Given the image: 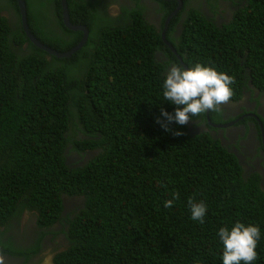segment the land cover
Instances as JSON below:
<instances>
[{"label": "trees", "instance_id": "16d2710c", "mask_svg": "<svg viewBox=\"0 0 264 264\" xmlns=\"http://www.w3.org/2000/svg\"><path fill=\"white\" fill-rule=\"evenodd\" d=\"M153 1L159 6L132 0L112 16L97 0H65L69 22L87 36L55 57L25 36L15 0H0V226L24 211L34 221L30 244L0 242V253L24 264L42 257L44 237L61 235L52 264H223L217 233L240 222L260 228L252 264H264L263 172H244L205 113L191 118L204 131L161 115L177 107L163 97L173 65L234 77L232 101L247 83L264 91V0H208L229 3L220 23L180 8L164 32L175 53L160 32L177 2ZM24 3L42 44L64 52L81 39L62 23L59 0ZM190 199L207 205L203 223L191 218Z\"/></svg>", "mask_w": 264, "mask_h": 264}, {"label": "clouds", "instance_id": "9594fccd", "mask_svg": "<svg viewBox=\"0 0 264 264\" xmlns=\"http://www.w3.org/2000/svg\"><path fill=\"white\" fill-rule=\"evenodd\" d=\"M200 1L202 5L199 1L193 4L191 0H188L187 9L184 11H187L189 8L195 9L198 5H201V10H195L206 17L213 18L217 23L229 20L232 13L229 3L222 2L215 5L208 0ZM154 3L158 6V3ZM183 5L181 3L180 8H182V10ZM223 9L225 10V15L221 17V11ZM178 25L180 29V24ZM179 29H175L177 31L176 37L180 34ZM172 35H174L173 30ZM175 38L174 43L177 41ZM165 42L167 41L165 40ZM168 44L171 48L173 47L170 43ZM173 48L175 49V47ZM174 49L173 51L170 50L175 53ZM177 53L178 54H175L177 60L181 61L182 55L179 52ZM184 65L182 64L183 68L179 65H173L167 72L163 83V97L165 101L177 106L174 114L161 109V115L166 118L168 123L174 121L181 126L186 125L193 116H201L208 111H218L221 105L229 103L234 95L231 85L235 83L234 77L224 72H218L214 67H205L201 64H196L192 68L184 69ZM248 86L249 90L255 91L249 83H247L246 88H248ZM257 91L258 90L255 91L256 93L253 99L259 104V110L264 112V91H258V93ZM252 95L253 94H251V96ZM181 105L183 106L182 108L179 107ZM253 117L255 116L253 115ZM157 123H160L166 131L170 130L168 128V123L161 121L159 118H157ZM175 134L182 135L183 133L177 131ZM175 199H178V194H175L173 199L165 201L164 206L166 208L172 207ZM189 208L191 211V218L194 221L203 223L207 212V205L202 201L194 202L190 199ZM217 234L223 244V264H241V262H243V264H252L253 261L258 259V253L256 251L260 238V228L258 226H246L243 223L236 222L230 230L227 227H221ZM0 264H4L3 257H0Z\"/></svg>", "mask_w": 264, "mask_h": 264}, {"label": "flooded vegetation", "instance_id": "af4514ba", "mask_svg": "<svg viewBox=\"0 0 264 264\" xmlns=\"http://www.w3.org/2000/svg\"><path fill=\"white\" fill-rule=\"evenodd\" d=\"M138 1H140V3H144L145 7H157L154 3L155 1L153 2L152 0ZM191 1L193 4L197 1L201 4L200 0ZM98 4L104 7L107 13L115 16L119 12L120 6H132L133 2L132 0H107L102 5L100 3ZM187 5L188 1L183 5V11L187 9ZM205 18L209 21H214L211 17L205 16ZM152 19H155L154 15L152 16ZM175 29L178 30L179 25H176ZM175 29L173 30L174 35L177 34ZM255 91L249 90V86L248 88L244 87L242 95L238 100H231L226 105L220 106V109L215 111L218 117L217 121H209L213 125L216 124L218 127H213L215 131L211 130L210 133L214 135V138H216L226 150L231 152L236 157L238 163L244 169V172L252 173L261 170L264 177V112L259 110V104H257L253 99L255 96L254 94L256 93ZM251 94L253 95L251 96ZM253 115L255 117H253ZM188 123L189 127H192L197 131L208 130L205 124L201 123L198 119H190ZM19 228L18 224H4V226H0V242L6 245H15L17 243L21 245L30 244L32 241V239L30 240L32 232L29 230V232L26 233V230L23 231L22 229L16 232ZM22 232H24V234L15 236V234ZM63 243L64 239L61 236V241L58 240V243L52 246L55 250L49 249V264H52L51 258L56 250L62 249ZM41 244L42 246H46L45 237L43 238ZM0 257H3L4 262L6 260H19L20 264H23L22 258L20 257H13L3 252L0 253ZM35 257L36 256L30 257L26 262H24V264H44L43 257Z\"/></svg>", "mask_w": 264, "mask_h": 264}, {"label": "water", "instance_id": "95a60500", "mask_svg": "<svg viewBox=\"0 0 264 264\" xmlns=\"http://www.w3.org/2000/svg\"><path fill=\"white\" fill-rule=\"evenodd\" d=\"M176 1H177L176 7L165 17L164 22H163V29L160 32L161 39L163 40V42L172 51H173V49L171 48V46L167 42H165L163 35H164V31H165V28L167 26V23H168L169 19L176 13V11L181 6V1L180 0H176ZM15 2H16V6H17V13H18V17H19V23H20L21 29L24 32L25 36L28 38V40L32 44H34L35 46H37L41 50L45 51L46 53H48L50 55H53L55 57H68L72 53H74L75 51H77L81 47V45L84 43V41L86 39V36H87V29H86L85 26H83L81 24H71L69 22L67 10H66L65 0H59L60 7H61V20H62V23L68 29H71V30H80L82 32V37H81V39L74 46H72L70 49H68V50H66L64 52L55 51V50L51 49L50 47L46 46L45 44H42L41 42H39L34 37V35L28 29V25L26 23V10H25L24 0H15ZM207 113L208 112H206L205 115H206V121L208 122V124L211 125L212 127H215V128L218 127V126H216V124L213 125L211 122H209ZM220 126H222V125H220Z\"/></svg>", "mask_w": 264, "mask_h": 264}, {"label": "rangeland", "instance_id": "374dc122", "mask_svg": "<svg viewBox=\"0 0 264 264\" xmlns=\"http://www.w3.org/2000/svg\"><path fill=\"white\" fill-rule=\"evenodd\" d=\"M37 0H32V2L35 4ZM107 0H97L98 3H100L101 5ZM97 3V7L100 9L102 6H100L99 4ZM155 7V6H154ZM195 9L197 10H201V5H198ZM204 10V9H203ZM42 11L44 12L45 10L42 9ZM111 11V10H110ZM222 15L221 17H224L225 15V10L223 9L222 11ZM158 20H156L157 22ZM226 104H223L221 106H224ZM8 224H18V227H20L19 229L16 230V232H18L20 229H22L23 231L26 230V233L29 232V230H33L34 227L32 224H34V221H33V215L31 212L29 211H24L21 213V216L19 217L18 221L12 219L10 221H8ZM24 234V232L22 233H17L15 234V236H20ZM61 235H57L55 236L52 240H50V242H46V246L44 245V250L42 252V257H43V263L44 264H49V256L48 255V252H49V249L56 243L58 242V238H60ZM48 240H49V237H48ZM47 241V240H46ZM18 244V243H17ZM46 248V249H45ZM35 258H38V256H36ZM4 262V261H3ZM4 264H20L19 260H14V261H9V260H6L4 262Z\"/></svg>", "mask_w": 264, "mask_h": 264}, {"label": "bare ground", "instance_id": "6f19581e", "mask_svg": "<svg viewBox=\"0 0 264 264\" xmlns=\"http://www.w3.org/2000/svg\"><path fill=\"white\" fill-rule=\"evenodd\" d=\"M175 15V14H174Z\"/></svg>", "mask_w": 264, "mask_h": 264}]
</instances>
